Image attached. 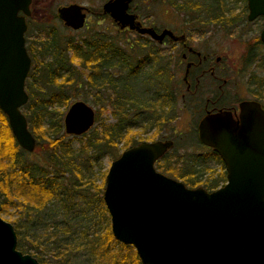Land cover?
<instances>
[{
	"label": "water",
	"instance_id": "95a60500",
	"mask_svg": "<svg viewBox=\"0 0 264 264\" xmlns=\"http://www.w3.org/2000/svg\"><path fill=\"white\" fill-rule=\"evenodd\" d=\"M132 0H108L103 13L121 29L142 28L136 14L128 13ZM32 0H0V110L19 147L35 149L21 108L26 105L25 80L31 59L26 51L27 17ZM248 20L264 17V0H248ZM87 8L71 3L59 6L57 18L66 28L80 30ZM264 42V28L260 35ZM240 120L220 112L204 117L198 139L222 160L226 183L214 191L188 188L155 169V161L173 141L142 142L121 152L110 164L102 197L112 235L136 250L141 264H264V110L244 101ZM94 112L74 101L63 118L64 133L81 136L94 126ZM17 233L0 216V264H40L17 249Z\"/></svg>",
	"mask_w": 264,
	"mask_h": 264
},
{
	"label": "trees",
	"instance_id": "16d2710c",
	"mask_svg": "<svg viewBox=\"0 0 264 264\" xmlns=\"http://www.w3.org/2000/svg\"><path fill=\"white\" fill-rule=\"evenodd\" d=\"M53 14L45 22H38L57 19ZM27 19L25 37L34 32V20ZM42 27L38 28L37 37L26 43L32 66L27 80L29 100L23 114L36 140L33 154L19 147L7 116L0 110V189L4 190L0 191V214L5 211V202L16 209L12 225L17 233V249L31 253L40 264H141L136 250L120 244L112 235L102 197L107 171L101 164L104 157L109 156L114 161L120 156V143L129 149L143 141L129 139L133 137L130 130L138 125L149 129L157 121L160 131L162 118L152 119L147 113L141 114L142 103H145L144 110L156 105L154 109L159 112L167 100L159 96L157 102L146 107L144 90L140 93L144 98L132 99L135 94L129 84L136 80L137 72L130 71L121 79L113 72L120 57L114 37L95 32L91 38L81 37L77 41L56 34L52 25L48 33L41 34ZM128 52L122 51L124 59L129 57ZM95 63L93 67L106 66V76L91 77L86 73L85 66L89 69V65ZM259 66L264 67V59ZM254 77H257L255 73ZM104 83L108 84V88H104L109 92L102 90ZM256 84L263 98L264 82ZM174 96L172 90L171 105L176 101ZM89 97L98 106L97 125L82 136L63 133L65 113L60 109H68L73 101H86ZM106 111L117 123L102 119ZM173 148L175 151L173 146L170 150ZM38 151L42 162L34 160ZM169 152L161 158L165 165L159 172L176 178L177 170L172 161L176 151L171 156ZM213 159L221 163L215 155ZM191 176L186 172L176 179L187 182L185 178ZM225 179L226 173L211 179L206 177L203 189L214 191L226 183ZM186 184L194 188L199 183L194 179ZM114 244L119 250L113 249Z\"/></svg>",
	"mask_w": 264,
	"mask_h": 264
},
{
	"label": "flooded vegetation",
	"instance_id": "af4514ba",
	"mask_svg": "<svg viewBox=\"0 0 264 264\" xmlns=\"http://www.w3.org/2000/svg\"><path fill=\"white\" fill-rule=\"evenodd\" d=\"M135 1L136 0H132L130 2L128 13L137 15L136 20L140 23L142 28H151L157 34H160L163 30H167L172 34V36H170L166 33L165 38L161 41L155 40L149 34L144 35L138 33L136 29L131 30L128 27L121 29L108 14H104L113 21V25L117 27L119 33L127 31L136 36L133 42L129 39L123 42L119 34L116 37L113 36L117 46L118 44L120 45L118 46L120 49V57L117 59V67L113 69V72H117L120 79L124 77L122 73L125 72V70H127V73L135 71L137 72V76L143 74L146 76V79L144 78V82L142 83V92L144 90L147 99L146 107L148 104L152 105L151 102H157L159 96L167 100V104L159 110V112H156L154 109L156 105L148 110H144L145 103H142L141 114L144 115L147 113L152 119L163 116L161 117L163 126L162 128L160 127V131L156 124L157 121H155L152 127L149 126L153 134L148 139L145 138L142 142L173 141V147H175V140H170L167 133L163 135V132L167 131V127L171 134H174L170 98L172 90L175 92L174 98L176 101L181 98L186 110L191 112L195 108L197 111L199 120L196 125V133H198L197 127L204 117H210L220 112L229 113L234 121H239V104L244 101H255L264 110V97L262 98L255 87L257 85V78L254 77V73L252 74L250 72V69H252L255 64L259 65L263 63L264 53L261 51V47L264 46V42L260 41V35L264 26L261 29L259 38L255 37V42L252 46L250 44L246 51L247 56L242 60V71L239 69L241 73L246 70L251 75L249 79L251 88L248 90V96L246 94L243 96L238 94L236 90L238 84L237 81L233 79L232 75H238L236 71L237 63L230 59L228 53H224L225 45L230 47L231 42L229 41L235 34L236 28L239 27L241 23L251 24L259 22L258 19L264 20L263 16L251 21L248 20V0H161L164 24V28L161 29L152 25L149 19L140 20L141 16L135 12ZM145 1L147 2L148 0ZM89 13L90 11L88 9L83 28L87 23V16ZM122 42L124 43L123 46L121 45ZM124 49L130 51L128 52L129 57L126 59L122 56V51ZM167 49L171 50L168 60L165 54ZM96 65V63L93 65L90 64L89 69L85 66L86 73L91 77H93V75L98 77L106 76L108 72L106 66L99 64L98 67H93ZM180 67L182 77L179 78L178 76L177 79H172L171 73L174 72L175 69L178 71ZM28 77L24 83L25 93L28 95L29 100ZM232 85L234 86L232 87ZM104 87L108 88V84L104 83L102 90L109 92V90H105ZM89 90L95 92L93 88ZM197 96H199V98H197ZM144 101L145 99L143 102ZM86 103L92 108L95 114L94 126H96L97 121H95V119L98 108L96 101H93L95 108L88 102ZM149 129L145 131H149ZM200 144L202 145L201 142ZM205 148L210 149L207 146H205ZM163 156H161V158ZM161 158L155 161V169L157 172H159L157 168L161 163Z\"/></svg>",
	"mask_w": 264,
	"mask_h": 264
},
{
	"label": "rangeland",
	"instance_id": "374dc122",
	"mask_svg": "<svg viewBox=\"0 0 264 264\" xmlns=\"http://www.w3.org/2000/svg\"><path fill=\"white\" fill-rule=\"evenodd\" d=\"M106 1L108 0H32L31 5H30L31 14L28 17H31V19L34 20L32 24L34 32L31 35L25 37L27 41L26 43L32 42L33 39L37 37L36 35L38 33L37 30L39 27L43 26L42 27L43 31H41V34H46L50 31L51 25L54 26L55 30L57 31L56 34H59L61 36H64L70 39L73 38L77 41L81 40V37L91 38L92 37L91 35L96 32V33H101V34L103 33L111 37L113 36L116 37L119 34L123 42L126 39H129L130 41L133 42L134 39L136 38L135 35L127 31L126 32L123 31V33H119L117 27L113 25V21L101 12L103 3ZM71 3L82 5L89 9L90 13L87 16L88 20L84 28H81L78 31H75L71 28L70 29L66 28L63 25L62 21L58 18L57 19L52 18V21H49L48 23L41 24V22H38L39 20H44L45 22L48 19V17L51 18L50 14L55 13V16H56V11L59 8V6H68ZM134 4L136 6L135 12L141 16L140 20L149 19L152 25L157 26L160 29L164 28L161 0H148L147 2L145 0H136ZM258 20L259 22H255L251 24L241 23L240 26L236 28L235 34L229 41L231 42L230 47L225 45V49H224V53L226 54L228 53V55L230 56V59H232L233 61L237 63L236 71L238 75H234V74L232 75H233V79L237 81L238 85H237L236 90L238 91V94L240 96H243L245 94L248 96V93H249L248 90L251 88V84H249V79L251 77L250 73L247 72L245 69H244L245 71L241 73L243 69L242 60L247 56L246 51L249 45L251 44L252 46V44L255 42L254 38L255 37L259 38L261 29L264 26V20L263 19L261 20L258 19ZM146 22H149V21H146ZM27 25H28V22H27ZM123 42L121 44L122 46L124 45ZM118 46L120 45L118 44ZM170 51H171L170 49H167V51H165L167 60L169 59V56L171 54ZM261 51L264 53V46L261 47ZM239 69H241V71ZM180 70H181V67L178 71L175 69L176 72L174 71L171 73L172 79L173 78L177 79L178 76L179 78L182 77ZM250 72L252 74L255 73V75H257L256 77L257 81L262 80L264 82V67L261 68V66H259L258 64H255L253 68L250 69ZM126 75H127V70H125V72L122 73V76L125 77ZM145 77L146 76L143 74V75L136 77V80L130 81L129 85L131 86L135 94V96L132 97L134 101L137 100L138 96L140 98H144V96L140 95V93L142 91V83L144 82ZM233 86L234 85H232V87ZM197 98H199V96H197ZM86 102H88L93 108H95L92 98L89 97L86 100ZM171 109H172V117H175V119H173L174 134H171V132L168 130V127H167V131H164L163 135L167 133L168 138L170 140L171 139L175 140L176 156L173 158L172 161L175 162L177 176L179 177V175H183L186 172H189L190 174H192L191 176L192 178L188 177L185 179H187L191 183L194 181V179H196L197 182L199 183L197 187L204 188V186H202L204 179L206 177L211 179L213 177H218V175L219 176H223V174L225 175L226 173L225 166L222 160L220 163L217 159H213L214 155L218 157L217 154L213 152L212 149L205 148L204 145L202 146L199 140L197 139L196 125L199 120L198 118L199 115H197V111L195 110V108L191 112H189L184 107V103L182 102L180 98L178 101H174V103L171 105ZM60 110L63 113H65L67 109L62 108ZM21 111L22 113L25 112L26 108L22 107ZM160 117H163V116H160ZM102 119L111 124L117 123L116 119L112 117V115L108 111H106V113L102 116ZM145 130H146L145 128L138 125V128H134L130 130L131 132L130 135L133 134V137L129 139H134L135 141L136 140L139 141V138L142 140H144L145 138L148 139L153 134V131H151L150 129L149 131H145ZM119 148H120L119 153L122 152L123 148H125L123 149V151L128 149V147L122 146V143L119 144ZM172 150L173 151L170 150V152L168 151L170 153L168 155L171 156V154L175 153L174 148ZM34 155H35L33 156L34 160L39 161V162L43 161L41 152L38 151ZM111 162L112 161L109 158V156L103 158L101 165L103 166L104 171H108V168L110 167ZM160 162L161 163L159 167L157 168L159 171H161L162 167L165 165L163 164L165 163L163 160ZM164 173H167V172L165 171ZM177 176L176 178H178ZM176 178H173V179L177 180ZM177 181H180L181 183L188 185L186 184L188 181L185 182L184 179H181V180L178 179ZM194 188H191V189H194ZM0 191H2V193L4 192V190L2 189H0ZM4 207H5V211L3 214H0V216L3 220L10 222L12 224L13 220L16 217L17 211L15 208L8 207L7 202L4 203ZM109 227H110V223H109ZM112 246H113V249L119 250L116 244ZM24 254H27V253H24ZM28 254L31 255V253H28Z\"/></svg>",
	"mask_w": 264,
	"mask_h": 264
},
{
	"label": "bare ground",
	"instance_id": "6f19581e",
	"mask_svg": "<svg viewBox=\"0 0 264 264\" xmlns=\"http://www.w3.org/2000/svg\"><path fill=\"white\" fill-rule=\"evenodd\" d=\"M86 8H87V7H86ZM87 11H88V8H87ZM87 11H86V12H87ZM101 12L103 13V6H102V11H101ZM103 14H104V13H103Z\"/></svg>",
	"mask_w": 264,
	"mask_h": 264
}]
</instances>
